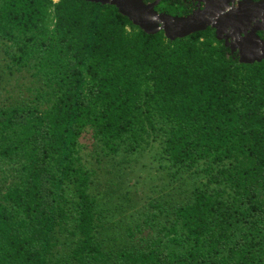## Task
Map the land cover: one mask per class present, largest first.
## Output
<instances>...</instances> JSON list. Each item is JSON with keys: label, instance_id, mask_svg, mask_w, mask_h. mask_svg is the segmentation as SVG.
<instances>
[{"label": "trees", "instance_id": "obj_1", "mask_svg": "<svg viewBox=\"0 0 264 264\" xmlns=\"http://www.w3.org/2000/svg\"><path fill=\"white\" fill-rule=\"evenodd\" d=\"M0 83V264H264V61L111 5L0 0ZM148 149L173 192L115 229L90 158Z\"/></svg>", "mask_w": 264, "mask_h": 264}, {"label": "water", "instance_id": "obj_2", "mask_svg": "<svg viewBox=\"0 0 264 264\" xmlns=\"http://www.w3.org/2000/svg\"><path fill=\"white\" fill-rule=\"evenodd\" d=\"M90 3L114 6L118 13L126 17L133 25L148 35L162 31L165 38L173 41L191 34L205 31L209 26L216 29V38L221 39L222 28L234 22L244 21L247 12L264 7V0H242L237 10L228 9L226 14L214 18L211 7L205 11L195 12L189 16L172 17L156 14L154 8L158 0L145 4L142 0H84ZM255 31L245 34L239 43V62L253 64L264 61V41L260 42ZM262 43V44H261ZM233 51V48H231Z\"/></svg>", "mask_w": 264, "mask_h": 264}, {"label": "rangeland", "instance_id": "obj_3", "mask_svg": "<svg viewBox=\"0 0 264 264\" xmlns=\"http://www.w3.org/2000/svg\"><path fill=\"white\" fill-rule=\"evenodd\" d=\"M83 142L89 145L87 138ZM89 149L90 146L86 152ZM90 161L96 169L101 189L109 193L103 200L108 208L115 209L111 220L115 229L121 230L136 215V209H141L146 199L173 192L166 172L158 168L155 149L112 161L95 155Z\"/></svg>", "mask_w": 264, "mask_h": 264}, {"label": "flooded vegetation", "instance_id": "obj_4", "mask_svg": "<svg viewBox=\"0 0 264 264\" xmlns=\"http://www.w3.org/2000/svg\"><path fill=\"white\" fill-rule=\"evenodd\" d=\"M145 4L153 3L156 0H142ZM154 10L156 14L168 15L172 17L189 16L195 12L205 11L211 7L210 13L214 18L226 14L228 9L237 10L242 0H158ZM216 38V29L209 26ZM206 29V30H207ZM255 31L260 40L264 41V7L258 10H250L246 14L244 21L234 22L222 28L220 37L217 39L229 50L230 54L239 59V43L245 34ZM260 41V42H261ZM262 44V43H261ZM233 48V51L231 50Z\"/></svg>", "mask_w": 264, "mask_h": 264}, {"label": "built area", "instance_id": "obj_5", "mask_svg": "<svg viewBox=\"0 0 264 264\" xmlns=\"http://www.w3.org/2000/svg\"><path fill=\"white\" fill-rule=\"evenodd\" d=\"M54 2H56L57 0H53Z\"/></svg>", "mask_w": 264, "mask_h": 264}]
</instances>
